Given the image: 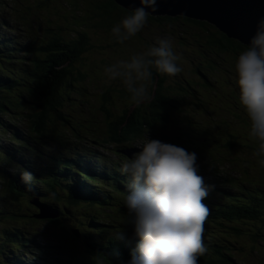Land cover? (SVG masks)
<instances>
[{
	"label": "bare ground",
	"instance_id": "6f19581e",
	"mask_svg": "<svg viewBox=\"0 0 264 264\" xmlns=\"http://www.w3.org/2000/svg\"><path fill=\"white\" fill-rule=\"evenodd\" d=\"M12 1L0 0V49H3V51L0 50V68H8L10 64H22V62L31 63L30 60L42 57L44 58V65H48L50 71L42 73L39 68L40 63L37 60V68L29 67L27 74L20 80L19 86L25 89L31 88L40 93L41 90H44L45 84H47L45 77H49L55 93V87L58 90L59 84L57 72L52 70L53 67L58 68L61 64L83 57L84 60L81 59L80 61L81 66L89 69L98 82L107 86V89H97L96 87L97 96L94 97L93 102H99L100 97H103L107 100L105 107L102 105L105 110L113 115L118 114L120 117L119 120H114L104 112L96 110L85 113L88 117H96L104 126L101 134L104 140L98 143V141L95 142L93 139V136L98 139V132L93 128L90 130L87 122L82 124L79 113L74 110L71 111V120H76L78 124H82L81 126L75 125V129L77 139L83 142L75 149L68 148L67 152L73 155L77 154V152H82L85 156L90 157L92 162L89 164L82 159L83 162L79 166L80 172L83 173L82 177V173L75 175L70 171L72 167L70 163L60 159L53 160L55 152L61 154L59 145L54 141L56 130L53 124L48 126L44 123L40 127L43 118L41 116H32L31 121L37 128V132L33 133L27 129L26 124L22 121L11 123L6 120L8 117L19 118L22 111L34 115H40L48 111L54 118L59 117L63 107L60 103L61 96L57 91V99L47 107L43 101H37L35 105L31 102L33 108L28 109L10 98L9 103L0 105V147L12 156L23 158L25 156L24 150L16 145L15 142L22 143L27 147V152L32 150L36 154L35 163L29 171L34 176L40 177L43 174L48 176V178L38 183L47 190L49 196L55 193V199L52 200L55 207L61 208L62 206L70 205V213V209L78 206V204L74 203L75 200H78L74 196L80 195V184L83 183V195H81L80 199L84 205V208L81 209L84 213L83 218L89 217L96 225H103L105 232L109 231L110 216L113 217L114 221L120 216L121 219L116 224L126 222L127 218L123 216V213L127 210L120 199L124 201L130 177L121 172V164L130 158L133 152L138 151L135 148V144L143 137L146 130H148L147 134L150 139L175 144L190 152H195L197 164L199 165V174H205L204 180L206 184L213 185V183L217 182V178L240 180L245 187H249L252 191L264 195V168L258 165L257 159L253 156L256 146L247 144L244 139L239 138L236 134L224 131L223 128H216L208 134L206 131L207 127L201 130L198 126L196 121L198 108L195 104L197 92L193 85V76L190 77V86L185 96L179 95L176 99L168 101L167 92L155 91L151 85L149 91L152 99L150 102L141 104L131 111L125 109V106L131 103L129 94L120 80L107 81L104 68L111 64L107 60L108 56L115 58V61L128 59L133 53L142 50L141 43L115 42L110 30L113 26L108 24L105 14L96 0H83V2L86 10L93 15L95 22L103 31H99L97 37L89 38L81 46L76 43L75 36L69 34L62 36L61 26H44L42 28L13 27V18L20 9L9 5ZM25 1L27 2L28 0ZM52 7H55V0H52ZM59 13L58 9L55 10V14L59 15ZM206 24L209 28L214 26L207 21ZM103 32L109 45L98 42ZM55 36L59 38V42L52 41L51 37ZM214 37L229 45L236 43V39L227 38L219 30L217 34H214ZM69 45H75L73 51L64 53L56 58L54 50ZM86 54L97 58L89 63V56H86ZM23 58L26 60H23ZM45 69L47 70V68ZM154 76L157 81H162L166 78L165 75L158 73H155ZM19 77L17 74L9 73L7 77L0 75V81L3 79L19 80ZM116 81H120V85H117ZM65 84L69 85L68 79H66ZM89 88L94 89L92 81H90ZM14 96L20 98L21 94L15 93ZM143 117L148 118L151 124L150 127L140 130L136 129L129 137H127L128 135L116 133V130H122L117 128L118 126L127 124L125 122L126 119ZM56 133L59 140L64 139V135ZM113 134H115V140L121 145L122 153L129 155L128 158L119 162L112 160L109 152H103L104 147L110 148L109 143L105 139ZM211 145L225 146L228 148V153L209 158ZM91 171H98V173L91 174ZM98 187H101L102 190H98ZM69 188L72 190H69ZM106 201L108 204L105 203ZM89 205L91 208L103 206L110 215L102 216L98 209L91 211L90 208L88 209ZM8 235L13 237L16 236V233L8 231ZM86 238L90 240L89 235ZM22 249L28 252L31 251L30 247L25 244L22 245ZM34 259L38 262L51 263V260L45 256H34Z\"/></svg>",
	"mask_w": 264,
	"mask_h": 264
},
{
	"label": "rangeland",
	"instance_id": "374dc122",
	"mask_svg": "<svg viewBox=\"0 0 264 264\" xmlns=\"http://www.w3.org/2000/svg\"><path fill=\"white\" fill-rule=\"evenodd\" d=\"M56 8L64 22L62 36L66 34L75 36L78 46L87 42L89 38L97 37L86 11L83 13L84 10L80 9L72 0H60ZM124 10L130 13L129 10L125 8ZM161 17L168 18L172 22L180 18L191 19L180 15ZM42 27L44 26L40 28ZM163 32L185 38L184 31L177 25L159 26L156 29V35H161ZM98 42L107 44L102 37L98 39ZM64 48L73 51L75 45L64 46ZM64 53V49L61 48L55 52V55L59 57ZM86 56H89V63L97 58L89 54ZM81 59L84 60L83 57ZM81 59H78L79 62ZM107 60L111 63L115 62V58L112 56H108ZM33 64V67L37 68L34 61ZM39 68L42 73L50 71V67L44 65L43 62L39 64ZM63 68L65 67L54 66L52 70L58 74ZM26 71L25 69L19 80L13 83L18 92L25 89H21L19 83L27 73ZM73 73H76V70ZM155 73L152 70L153 79H155ZM57 79L59 89L57 90L55 87L54 93L48 78V84L39 93L40 101L51 104V100L57 96L56 91L61 98H72L71 102L74 98L79 97L75 104L82 124L87 122L89 128L92 127L98 132V143L103 142L104 137L101 134L104 126L98 122L96 117L85 115L86 112H90V109L84 105V97H86L84 88H89L90 81H92L94 89H90L92 94L97 96V89H107V86L94 79L93 74L86 68L80 70L79 80L69 81L68 86L60 78ZM116 84L120 85V81H116ZM23 96L24 107L32 109L31 99L28 98L26 90ZM91 96L89 97L91 109L93 104H97L99 109H105L107 100L100 97L99 102L92 103ZM9 102V99L3 98L0 104ZM136 107L130 103L125 106V109L131 111ZM46 115L47 111L37 116H41L44 120ZM112 116L114 120L120 119L118 114H112ZM56 120L60 129L70 132L69 113L62 112ZM142 121H148V118H128L125 120L127 124L118 126L117 128L122 130H116V133L129 137L136 129H142L139 128ZM72 137L77 139V135ZM6 143L9 144L8 141ZM15 144L24 150L23 158L12 156L0 147V264H125L130 258L133 247L138 242L132 237L131 225L127 224V211L123 213V216L127 218L124 223L116 224L121 219L120 216L115 221L110 216L109 231L105 232L103 225H96L89 217H82L84 213L81 209L84 208V205L80 199L83 195V183L80 184V195L74 196L78 199L74 202L78 206L70 209V213V205L61 208L55 207L52 203L55 196H49L47 190L38 183L48 178L46 174L40 177L33 175L30 186L25 185L19 178L23 170L29 171L34 165L36 154L32 150L27 152V147L22 143L15 142ZM73 157L71 170L73 174L77 175V173H82L79 166L83 161L80 156ZM41 162L43 163L42 159ZM94 173H98V171ZM81 176L83 177V173ZM202 176L205 177V174ZM213 185L214 190L205 201L210 209L203 233L207 252L199 257L198 264H264V195L245 187L240 180L217 178V182ZM97 189L102 190L101 187ZM69 190L72 189L69 188ZM120 201L123 202L122 199ZM105 203L108 204L107 201ZM89 208L91 211L98 209L102 216L110 215L103 206L91 208L89 205ZM64 211L66 212L64 213ZM7 219L11 221H7ZM8 231L15 232L17 236L10 237L7 235ZM121 232L124 233L123 239L117 238V233ZM88 235L90 240L86 238ZM24 244L30 247V252L22 249ZM34 256H45L51 260V263L38 262Z\"/></svg>",
	"mask_w": 264,
	"mask_h": 264
},
{
	"label": "clouds",
	"instance_id": "9594fccd",
	"mask_svg": "<svg viewBox=\"0 0 264 264\" xmlns=\"http://www.w3.org/2000/svg\"><path fill=\"white\" fill-rule=\"evenodd\" d=\"M157 5L158 0H139V6L112 27L113 37L124 43L135 36L145 27L148 10L156 12ZM179 59L170 38H157L145 51L109 64L104 73L108 82L120 80L131 103L140 106L152 99V70L174 77L183 71ZM234 71L239 104L249 121L248 136L256 145L253 156L264 168V17L238 54ZM147 133L136 142L138 151L121 164V172L130 177L123 201L127 224L138 240L125 264H198L207 252L203 233L210 209L205 201L214 185L199 174L195 152L150 139ZM20 179L30 186L33 175L23 170ZM123 237L117 233V238Z\"/></svg>",
	"mask_w": 264,
	"mask_h": 264
},
{
	"label": "trees",
	"instance_id": "16d2710c",
	"mask_svg": "<svg viewBox=\"0 0 264 264\" xmlns=\"http://www.w3.org/2000/svg\"><path fill=\"white\" fill-rule=\"evenodd\" d=\"M96 1L98 2L101 9L109 8L111 6V0H96ZM73 34L76 35L75 32H73ZM215 40L217 41L216 38ZM116 41L117 40L115 39V42ZM201 45L207 48L208 50H210L216 56H220L218 53V50L213 48L209 43L202 41L201 43L199 42V46L202 48ZM224 56H226L227 59H230L231 57L237 58L236 56H230L229 54H226V53ZM179 57L182 61V66L186 68V65H187L189 67L190 73L193 74V76L195 77L193 79L197 80L198 82H202L206 86L204 87L206 91L214 93L216 95H219L221 92L224 94H229V92L235 93L237 91L239 93V89L235 83V78L232 74H229L223 82H219L211 78L208 69L203 66L200 57L196 53L180 52ZM152 81H153L152 83L153 85L154 84L153 78H152ZM16 205L19 206L20 204H16ZM21 208L26 209L25 207H21ZM7 221H11V220L7 219ZM7 235H8V232H7ZM16 236H13V237H16Z\"/></svg>",
	"mask_w": 264,
	"mask_h": 264
},
{
	"label": "water",
	"instance_id": "95a60500",
	"mask_svg": "<svg viewBox=\"0 0 264 264\" xmlns=\"http://www.w3.org/2000/svg\"><path fill=\"white\" fill-rule=\"evenodd\" d=\"M128 1L130 3V6H129L130 8H134L133 5L135 3H138L136 0H128ZM188 1L191 3L192 9H193L195 15L194 16H185V17L191 18V19H197V20H200V21H207L209 24L214 25L220 32H222V33H223V31L226 32L227 33V35H226L227 38L236 39L235 36H233L232 33H230V31L224 29L225 22L223 21L221 15H220V12L222 10H224L225 0H200L202 5L207 6L206 13H207V15L209 17L208 20H206L204 18H200L199 15H197V12L199 10V5H200V1L199 0H188ZM234 2H235L236 5H239V1L235 0ZM216 6H218L219 10H220L218 13L215 10ZM167 8L171 9L170 2L168 3ZM227 9L228 8H226V10ZM262 9L264 10V6L262 7ZM127 10H129V9H127ZM167 16L174 17L176 15H174V16L167 15ZM180 16H182V15H180ZM229 17H230V19L228 17H226L225 21H226L227 27H229L230 29H233L234 25H236L239 28H243V27L249 26L248 21L242 20V19L238 20L236 17H234L232 15L231 12H230V16Z\"/></svg>",
	"mask_w": 264,
	"mask_h": 264
}]
</instances>
